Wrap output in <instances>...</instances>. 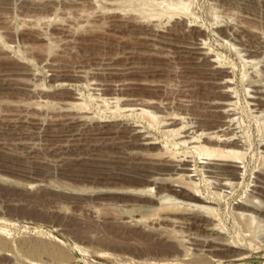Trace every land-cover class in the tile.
<instances>
[{"label": "rangeland", "instance_id": "rangeland-1", "mask_svg": "<svg viewBox=\"0 0 264 264\" xmlns=\"http://www.w3.org/2000/svg\"><path fill=\"white\" fill-rule=\"evenodd\" d=\"M149 1L0 0V80L5 82L0 87V125L7 123L6 117L12 118L9 123L16 122L20 132L12 125L0 128V264H264V188L256 186L264 178L258 175V168L264 172V129L262 117L252 111L247 97L255 88L250 82L258 76L264 79V0H254L249 9L239 1H190L203 27L204 44L231 66L237 125L250 136L245 158L249 161L243 174L233 179L237 184L216 188L200 173L195 180L196 188L213 200L208 203L216 207L215 217L226 229L223 240L246 247L242 251L248 255L242 259H232V252L203 249V243H214L208 240L215 236L211 230L173 221L187 215L207 217L194 212L195 200L172 190L178 180L173 174L160 173L161 166L152 163L154 157L161 158L156 153L163 146L188 153L182 144H172L177 134L165 131L163 124L174 112L185 115L189 123L199 113L194 109L198 104L207 113L210 106L203 101L213 97L208 93L217 84L204 70L188 67L184 60L188 56L167 43L168 38L160 36L161 43L144 35L156 28L160 35L169 36L177 25L176 17L168 21L166 16L158 28L145 20ZM174 34L169 40L174 43L191 39ZM250 57L252 64L245 61ZM76 96L84 107L65 109L62 102ZM118 96L131 97L140 107L155 111L156 119L152 123L144 115L121 110ZM41 99L48 103H37ZM133 124L158 143L147 146L134 139L122 144ZM115 128L117 135L107 139L119 144L131 161L112 157L117 147L102 146L107 141L101 137L103 130ZM71 132L84 141L79 147L68 141ZM92 142L98 143L96 149ZM52 147H68L67 157L58 159ZM106 155L112 159H103ZM135 168L161 177L158 181L139 178ZM249 198L256 207L251 211L255 219L242 217L235 207L236 201ZM162 199L174 203L169 205L171 210L160 207ZM173 207L179 212L173 214ZM244 220L250 222L248 228ZM170 241L181 245L180 253L165 250Z\"/></svg>", "mask_w": 264, "mask_h": 264}, {"label": "bare ground", "instance_id": "bare-ground-1", "mask_svg": "<svg viewBox=\"0 0 264 264\" xmlns=\"http://www.w3.org/2000/svg\"><path fill=\"white\" fill-rule=\"evenodd\" d=\"M142 1L144 2V0H142ZM150 1H153V0H150ZM150 1L148 4L151 8L148 7V9L144 10V12L148 10L147 12H145V15H144L145 20L146 19L149 20L150 22L154 23L157 27V25H161V24H163V22H165L164 18L166 16H167L166 19L168 21L170 19H172L173 17L174 18L176 17L177 18L176 19L177 25L175 26L174 31L172 33L173 34L174 33H181V35L184 34L187 36L190 35L191 39L187 38L186 39L187 41L184 43L182 42V40L180 41L181 43H179V42L174 43L175 40L172 42L169 41V40L173 39L172 38L173 35L171 36L172 33L169 36H167V35L162 36V35H160V33L158 31H154L156 28H154L153 30L146 31L144 35L146 37H148V39L153 40V41L160 40L159 39L160 36L168 38L167 43L174 44L176 46V48H178L177 50L180 53H182L185 57L191 56V57L195 58V59H188V57H187V59L183 58L188 67H194V68L197 67V68H200V70H202V71L204 70L205 71L204 73L207 72L211 76L212 81L215 84H217L216 85L217 88H215L216 90L212 91L211 93H208V96H210L209 94H211L213 97L208 98L206 96V98H207L206 101H203V102L208 103L209 104L208 106H210V108H208L207 113L202 112L203 108L199 107V104H198V105H196V107L194 109L196 111H199V113L197 112L196 116H192L193 117L192 120H190V118H189L188 119L189 123L184 119V117H186L185 115L183 116L180 113L174 112V113H171L170 116L168 115L167 121H165L163 124V127L166 129L165 131L175 132V134H177L176 138L174 140H172V144H175V145L182 144L183 146L186 147L188 153L178 154V153H176V151H173V150L170 151V149L168 151L167 147L163 146L156 153L161 158L158 159L157 158L158 156H156L157 159H155V157H154L152 159V163L156 162V163H158V165L161 166V169L157 170L160 173L162 172L160 170H163V173L173 174L174 175L173 177L178 179V180H177V182L175 181L176 183H173L171 185L172 190L176 191L178 194H182V195L189 197V199L191 198V199L195 200L196 203L193 206H195L196 209H194V212H196V213L201 212V215L207 217V220H203L202 217H200V216H199L200 218L198 219V218H192V217L187 215V217H181V216L180 217H174L173 221L182 223V225L184 223H187V224L189 223V225L192 224L198 228L211 230V232H213L215 234V236H213V238H209L208 240H211L214 243H209V244H205L206 242L203 243V249L206 247L205 249L208 250L209 252H216V251H220V252L225 251V253L226 252L227 253L232 252L233 254L230 255V257L232 259L247 258L248 253H246L247 255H245V252L242 251V249H244L246 247H243V246L237 244V242L236 243H230V241H228L229 237L227 238L228 242H226V240H223L224 234L222 235V233L226 229L225 228L223 229V224L220 223L221 220L219 221L215 217L216 207L214 205L208 203V202H212L213 200L207 199L206 196L203 195V192H201V190L196 188L197 186H195L196 185V181H195L196 175H198V173H200L204 176L205 180H207L211 185H213V187H214V185L216 188H220V189L226 188V187H231L232 185H234L236 183L235 181H233V179H236V178L240 177L241 174H243V171L245 170V166L247 165V161H249V158L247 161L245 158H246V154H247L246 151L248 150L247 144H248L249 139H250L248 137H250V136H248V134L244 135V133H245L244 130L242 129V127L239 129V126L237 125L238 122L236 120L237 119L236 117H238L237 116L238 111H237V107H236L237 90H236L235 82L233 80V76H234L233 74L234 73L231 69L230 64H228L225 60L218 58L215 54H213L211 51H209L207 46L205 45L206 44L205 40L202 37V35H200V34H202L203 27L201 26V24H199L195 14L193 13L194 10L190 6L191 0H159V1L157 0L158 2L155 1L157 3H154V1H153V3L152 2L150 3ZM216 1L222 2L224 4H230L233 2L236 3L237 1H239V3L244 4V6L248 9L252 5L253 6L255 5V4H253L255 2L254 0H216ZM143 2L141 4H143L145 6L146 4H144V3H146V0L144 3ZM257 3H259V2H257ZM157 4L159 6H157ZM139 7H141V6H139ZM252 8H254V7H252ZM217 27H218V25H217ZM238 28L240 29V27H238ZM228 29H225V32L230 33L229 32L230 30H228ZM233 29H234V27H233ZM221 30H222V28L220 27V29H218L217 31H221ZM235 30L239 31L237 29V27H235ZM230 34H232V32ZM178 35L179 34H177V37H178ZM142 37H143V35H142ZM163 40H165V39H163ZM160 42H161V40H160ZM249 50L252 51L255 49H249ZM245 61L250 62V64H252V63H254V58L253 57H250L248 59L246 58ZM78 71L82 72L84 70L78 69ZM255 71H257V70H255ZM2 73H4V72H2ZM253 73H255V72L253 71ZM81 74L83 75V73H81ZM84 74H86V73H84ZM254 75L258 76V73L256 72ZM0 76H2V78H3V75H0ZM258 77L256 79H253L250 82V84L255 88L251 89V91H250L251 93L249 92L247 97H248V103L251 105V108L253 109L252 111H255L259 115L258 117H260V116L262 117V120H263L262 128L264 129V81H263L264 79L261 80V79H259L261 77H259V78ZM4 78L6 79L5 75H4ZM8 79H9V77H8ZM92 84H95V83L92 82ZM3 85H5L4 79L0 80V87H3ZM249 88H251V87H249ZM249 88L247 90H250ZM217 93L221 94L223 97H217V95H218ZM205 95H207V94H205ZM106 100H107V98H106ZM116 100L117 101L122 100L121 105H123V107L121 108V110L123 109L125 111H129L132 113H138V114L144 115L148 118V120L150 122L154 121L157 117L155 111L153 112L151 109L146 108V106L140 107L139 105H137L138 103H136L135 101H133L131 99V97L130 98L129 97L128 98L127 97L122 98V97L118 96V97H116ZM113 101H115V98H113ZM37 103L45 105L48 103V100L47 99H41L40 101H37ZM62 103H63V107L65 109L66 108H72V107H78V108L84 107L83 102L77 96L74 97L72 100H67V101L62 102ZM121 105H120V107H121ZM205 106H203V107H205ZM204 111H206V110L204 109ZM82 112H85V111H82ZM81 116H84V113L81 114L80 117ZM5 120L7 121V123L6 124L3 123L4 126H3V124H2V126L0 125V128L8 127L11 125L13 126V124L9 123L10 120H12V118H10L8 121V119L6 117V119H4L3 121H5ZM185 122L189 124V125L187 124L188 127H186L184 125ZM178 125H181V126L179 127ZM16 126H19V125H16V122H15L14 126H13L15 131L18 128V127L16 128ZM124 130H125V128H124ZM126 130L128 131L127 135L125 136L126 138L124 140H120V141H123L121 143L122 144L124 143V145H125V143L126 144L131 143L134 139H136L139 143L147 145V146H154L158 143L157 141H155V139H153V137L146 134L144 132V130L139 127V125L133 124V126L129 127ZM181 130H183V131H181ZM117 131H119L118 128L108 130V131L103 130V132H102L103 135L101 137H103L105 139H107V138L110 139L114 135H117V134H115ZM16 133H20V132L16 131ZM96 133H98V132H96ZM63 135L64 134H62V136ZM68 135H70V133ZM75 135H76V133L72 134V132H71L72 137H71V139H68V141H70V142L72 141L73 142L72 144L74 145V147H77V146L79 147L82 140L80 141V139ZM94 136L97 137L96 135H94ZM68 138H70V137H68ZM108 139H107V141H104L102 143V146L106 147V148L117 147L118 152L116 155H113V156L111 155L112 157L115 156V158H117L116 160H119L122 162L123 161L125 162L129 158H131L127 154V152L123 151L122 148L119 149V147H120L119 144L115 145L114 142L111 141L112 139L109 141H108ZM82 142H84V141H82ZM92 143H94L92 145L94 147H95V145L98 144L97 142H92ZM133 143H136V142H133ZM261 146L263 147V150H262L263 153L261 154V158L263 159L262 160V162H263L264 161V142L262 143ZM54 147H52L51 150L56 155V157L58 156V159L65 157L66 155L64 156V154H66L67 149H69L68 147L66 149H63V148L60 149L61 147L59 149L58 148L54 149ZM85 148H88V147H85ZM74 149H76V148H74ZM95 149H96V147H95ZM89 150L92 151V148ZM93 152L96 153V151H94V150H93ZM86 153L88 156L89 152H86ZM94 153H91L88 157H92L95 159L96 155H93ZM99 154H101V153H99ZM75 155H74V157H76V159H77V156H75ZM102 156H104V155L102 154ZM111 156L106 155V157H102V158L103 159H110V158L112 159ZM80 157H81V155L79 154L78 158H80ZM98 157H100V156H98ZM133 158L135 159V157H133ZM87 159H89V158H87ZM131 160H128V161H131ZM140 160H141V158H140ZM133 161H135V160H133ZM143 161H145V160H143ZM146 161H148V160L146 159ZM148 163H149V161H148ZM150 163H151V160H150ZM131 164H129V162H128V165H131ZM145 165L146 164H144V166ZM147 166H148V164H147ZM153 166H155V165H153ZM137 167H139V166H137ZM141 167H140V169H141ZM150 167H147V168L151 169ZM156 167H157V165H156ZM144 169L139 171V168H135L134 174L136 176H138L139 178L146 179L149 181L153 178L156 179L157 181H158V179H160L161 174H160V176L155 175L153 177L154 173L153 174L148 173V172H146L147 171L146 168H144ZM155 170H156V168H155ZM149 171H151V170H149ZM152 171H154V170H152ZM261 174H264V172L261 168H258V175L260 176ZM173 177L171 176L172 179H173ZM256 186L264 188V178L260 177L259 182ZM218 191H219V189H218ZM168 198H170V197H168ZM167 199H165V200H167ZM165 200L162 199V201L160 202V205H161L160 207H162V208L168 207L167 209H169L170 208L169 205H172V206L174 205V203L172 204L170 202L171 204H169L168 203L169 201H165ZM251 200L252 199L249 198L247 200L240 199V200L236 201L237 203H236L235 207L238 209L237 211H239L241 216L244 215V216H248L249 218H250V216L251 217L253 216V218H254L253 212L255 211L254 209H256V207L249 203V201H251ZM193 202L194 201H192V203ZM179 205H181V204H179ZM177 207H175V208H177ZM167 209L166 210L163 209L164 210L163 212L167 211V213L168 212L170 213V211H168ZM189 209H191V208H189ZM169 210H171V208ZM173 210L175 211L176 209H174V207L172 209V213L174 214ZM178 210H180V209H178ZM178 210H176V211H178ZM191 210H193V207ZM251 211H253V212L251 213ZM192 212H190V213H192ZM164 217L166 218V216H164ZM167 218H170V216ZM240 221L241 220H239V222H238L239 224H240ZM248 223H250V222H248ZM248 223H246V221H245L247 228L249 227V226H247ZM249 225H251V224H249ZM243 226H244L243 230H246L245 225H243V224L240 226V228ZM252 229L250 231H252ZM241 232H244L245 234L248 233L245 231H241ZM161 235H164V234H161ZM248 235H250V234H248ZM224 237H225V235H224ZM238 237H239V235H238ZM167 239L165 241L169 240V239L168 240ZM171 239H174V238H171ZM176 239H177V237H175L174 240H176ZM178 239H180V238L178 237ZM181 239H183V238H181ZM204 240L206 241L207 239L205 238ZM238 240H240V239H238ZM0 241H1V238H0ZM240 242H241V240H240ZM193 243L194 244L196 243L195 245L200 244L198 242H193ZM165 244H168V245H166V247L168 246V249H165L166 251L170 250V251H173L174 253L176 252L177 254L180 253L181 245L179 246L178 243H176L174 241H170L169 243L166 242ZM245 244H247V243H245ZM250 244H251V242H250ZM251 245H253V244H251ZM193 247H195V246H192V248ZM182 248H183V246H182ZM247 249H248V247H247ZM206 253H208V252H206ZM211 254H213V253H211ZM218 254L219 253H217V255ZM220 255H221V253H220ZM228 259L230 260V258H228ZM208 260H209V258H208ZM66 262H67V260H66ZM184 262L186 264L188 263L186 261H184ZM67 263H64V264H67ZM180 263H182V262H180Z\"/></svg>", "mask_w": 264, "mask_h": 264}]
</instances>
